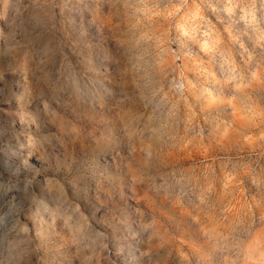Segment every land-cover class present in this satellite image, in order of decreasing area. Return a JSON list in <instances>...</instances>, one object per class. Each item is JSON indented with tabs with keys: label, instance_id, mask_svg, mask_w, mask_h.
Segmentation results:
<instances>
[{
	"label": "clouds",
	"instance_id": "obj_1",
	"mask_svg": "<svg viewBox=\"0 0 264 264\" xmlns=\"http://www.w3.org/2000/svg\"><path fill=\"white\" fill-rule=\"evenodd\" d=\"M0 264H264V0H0Z\"/></svg>",
	"mask_w": 264,
	"mask_h": 264
},
{
	"label": "rangeland",
	"instance_id": "obj_2",
	"mask_svg": "<svg viewBox=\"0 0 264 264\" xmlns=\"http://www.w3.org/2000/svg\"><path fill=\"white\" fill-rule=\"evenodd\" d=\"M11 107L0 101V170L8 171L19 163L16 149L15 135L19 131L20 125L13 118Z\"/></svg>",
	"mask_w": 264,
	"mask_h": 264
}]
</instances>
